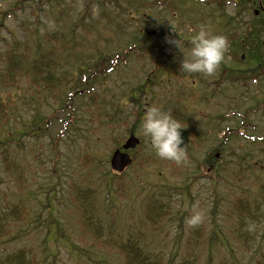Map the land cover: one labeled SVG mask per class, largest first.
<instances>
[{"label":"rangeland","instance_id":"rangeland-1","mask_svg":"<svg viewBox=\"0 0 264 264\" xmlns=\"http://www.w3.org/2000/svg\"><path fill=\"white\" fill-rule=\"evenodd\" d=\"M102 1L106 2L0 0V18L4 19L0 59L5 49L22 51L29 60L55 51L59 73L68 81L56 99L47 100L29 89L24 78L1 83L0 96L11 114L9 134L0 135V152L8 148L18 168L6 172L0 154V212L17 205L23 207L24 214L0 239V255L25 248L34 264H122L116 253L98 248L82 231L69 195L70 185L77 184L94 190L95 216L103 227L97 243L106 240L110 232L122 238L132 234L154 258L161 259V264L192 258L197 264H254L264 250V190L259 191L264 185V109L245 111L264 99V75L254 83L227 81L217 90L213 74H184L172 61L167 69L161 67L166 60L163 51L121 57L135 43L152 45L160 39L145 36L147 31L191 39L194 26L214 24V18L218 19L221 12L214 1L207 7L197 0H161L159 6L153 4L156 0H147L138 8L136 0H117L119 9ZM233 3L225 5L223 20L209 27L213 33L227 34L226 18L233 15ZM60 17L61 21L56 20ZM116 23L127 26L119 35H111ZM229 28L233 32L235 24ZM55 29L63 36L49 39L47 35ZM262 35L259 39H264ZM174 49L181 62L183 54ZM243 61L246 63H234L227 57L226 64L241 70L250 68L251 60L244 57ZM154 79V92L142 96V107L137 109L130 89ZM90 84L104 98L107 113H116L118 123L142 119L148 106L162 107L183 85L193 87L196 99L209 97L195 102L187 96L191 93L187 89L179 105L205 133L200 152H192L193 156L201 161L210 149L221 146L228 163L226 174L209 177L199 173L189 159L176 162L160 158L136 128L134 135L140 144L129 151L130 156H136V163L122 179L114 176L110 154L130 132L123 125L113 132H91L98 127L94 121L100 113L92 106L90 111L82 109L90 104ZM86 87L87 93L76 92ZM119 108L128 117L120 118ZM139 111L142 115H137ZM242 114L247 119L244 126L240 123ZM101 120L107 121L105 117ZM118 137L120 142L116 143ZM209 167L206 163L203 168ZM160 197L170 200L171 212L152 228L146 221V207ZM238 198L248 202L256 219L240 221L235 208ZM194 205L203 210L204 219L190 226L186 218Z\"/></svg>","mask_w":264,"mask_h":264},{"label":"trees","instance_id":"trees-1","mask_svg":"<svg viewBox=\"0 0 264 264\" xmlns=\"http://www.w3.org/2000/svg\"><path fill=\"white\" fill-rule=\"evenodd\" d=\"M221 3H223V1L217 2V10L221 12L218 16L219 20H215L214 24L202 22L203 24L211 27L212 25H216L217 22L223 20L224 8L223 4ZM138 12L139 10H137V13ZM3 20V18H0V26ZM56 20L61 21L62 18L60 17ZM227 23L228 32L225 36L228 38L229 47L220 66L213 73L215 79L217 78V90L218 86L227 81H229L230 83L245 84L247 83V81H257V78L259 76L264 75V39H259L262 32L264 35V14H261L260 19H256V17H254L251 22L246 24L244 22L234 23L231 16H228L226 18V24ZM229 24H235V30L233 32L230 31ZM126 26L127 24L125 23L113 24L110 34L119 35ZM197 29L198 27L194 26L192 35ZM160 33L156 34L155 37H158L160 39H157L154 44L147 45L144 41L135 43L126 52L124 51L121 57H124L125 53H127L131 56L132 54H136L135 56L138 58L140 54H142L141 56H145V54L160 50L163 51L166 58V60L161 64V67L166 66L165 69H167L170 61H172L174 66L181 71V62H179V59L176 56V50L174 49V47L176 46L168 43V39L178 38L176 36L174 38L168 37L166 34L162 33V31ZM57 35L63 36L60 30L55 29V31L51 32L47 36L49 37V39H54ZM107 35L109 36V34ZM180 40L182 41L183 45L181 49L183 53L180 51V49H178L177 47L176 48L181 54H185V56H187L188 50L191 47V39L187 38ZM240 54L246 57V59L251 60L250 64L252 65L250 66V68L241 70L236 69L235 67H231L229 64H226L227 57H229L234 63H246V61H243V59H241ZM51 55H53V57ZM85 66L88 67L89 65L86 64ZM59 72L60 63L56 59L55 51L41 54V56H34L33 59L29 60L27 55H25L22 51H17L16 49H5L0 59V88L2 82L16 83L18 79L24 78L29 82V89H32L35 92L42 93L43 97L46 100L50 99V97L56 99V94L61 91L65 85H68L67 78L63 75H60ZM181 72L183 73V71ZM154 84H157L155 79L151 81L150 84L149 80H146L144 84H138L136 85V87L130 89V99L133 102V105L138 107L137 109H140L142 107L140 102L142 96L146 95L148 92H154L152 90V86ZM89 86L90 88H92V95H90V91L88 93L86 92L87 87L84 88L83 91L82 89H80L76 92H86L90 99V104L86 105V107L82 109H85V111H90L92 110L90 106H92L96 108L100 113L95 114L96 118L94 124H98V127L92 128L91 132L94 133L98 130H108L109 132H113V129L118 125H123L126 132H135L136 128L140 129L139 126L142 119L139 118V120L130 123L132 124L131 128L130 124L127 123L128 120H124L123 123H118L119 119L116 116V113H107L109 108L106 110V102L104 98H102L99 92L96 91L95 93L92 84H90ZM187 89L191 91V93L187 96L195 102L202 103L203 101H207L209 98L203 96L204 98L201 97L196 99V96L192 92L193 87L183 85L176 91L175 95H172L169 98V100H164L161 108L163 110L170 111L173 117L181 122L183 128H186L189 131L190 145L187 151L186 159H189L190 163H192L193 166L196 167L199 173H202L209 177L217 175V178H220L222 175H225L226 171L228 170V163L224 159V149L221 146L217 145V147H215L214 149H210L206 153V158L201 161H199V159L194 157L192 154V152L194 151L198 152L199 150H201L203 145L202 142L205 139V133L204 130L199 127V125L190 116L186 115V108L182 105H179L181 104L182 98L186 96L185 91ZM112 106L113 105H110V109L112 108ZM258 109H264V99H261L255 104L249 105L245 113H254ZM136 110L134 109L133 112H135ZM117 112L119 113L120 118L125 119L126 117H128V115H123V111H121L120 108ZM10 114L11 109L8 106V103H5V101H3L2 97L0 96V135L4 132L9 134V132L7 131V127L9 126ZM137 115H142L141 111H139ZM244 116L242 114L241 117L243 118V120L240 121L241 125L243 126L246 124L245 122L247 120L245 118L246 116ZM102 117H105L107 121L103 122L101 120ZM233 131L234 130H228V132ZM119 137L116 143L120 142ZM214 153H218V156L216 157ZM0 154L6 172L16 171L18 168L17 160L15 156H13L9 152L8 148L2 149ZM206 163H209L211 167L213 166L212 169L211 167L210 170L204 169L203 167ZM123 175V173L119 175L114 174V176L121 179ZM261 190H264V185L259 186V191ZM69 195L71 196L73 206L78 215L77 222L81 226L82 231L93 238L94 243L98 248H102L104 250L106 249L107 251H113L114 253H116L120 258L122 264H161V259L154 258L151 253L146 251L144 246L140 245L139 240L132 234H130L126 238H122L118 234L113 237L114 234L110 232L106 240H101L100 243H97V240L102 239V225L95 216L96 205L94 190L82 185L73 184L70 185ZM252 206L254 207L258 205ZM235 208L238 211V218L242 223L247 220L246 218L253 219L255 216V212L250 210L248 202L242 198H238L236 200ZM146 210V221L151 224L152 228H156L166 219L168 214L171 212L170 200H164L160 197V199L149 203L146 207ZM23 214V207H19L17 205H13L10 209L0 212V239L8 234L12 223H15L23 218ZM197 233L199 236L200 231H198ZM245 233L240 234L239 236H242ZM0 264H34V260L25 248H20L15 252L0 255ZM178 264H197V262L195 258H192L181 260L180 262H178ZM218 264L229 263L226 261H220L218 262ZM254 264H264V250L255 257Z\"/></svg>","mask_w":264,"mask_h":264},{"label":"clouds","instance_id":"clouds-1","mask_svg":"<svg viewBox=\"0 0 264 264\" xmlns=\"http://www.w3.org/2000/svg\"><path fill=\"white\" fill-rule=\"evenodd\" d=\"M168 43L175 45L180 51L183 46L180 38L168 39ZM190 44L187 56L183 54L181 61V71L187 74H213L223 61L229 47L228 38L223 34L213 33L206 24L198 26L191 36ZM139 127L157 156L176 162L186 159V146L179 131L183 125L170 111L163 110L157 105L148 106ZM203 219V210L194 205L186 222L190 226H195ZM251 227L249 225V228Z\"/></svg>","mask_w":264,"mask_h":264},{"label":"water","instance_id":"water-1","mask_svg":"<svg viewBox=\"0 0 264 264\" xmlns=\"http://www.w3.org/2000/svg\"><path fill=\"white\" fill-rule=\"evenodd\" d=\"M179 131L181 132L183 143L187 148L188 146L187 132L183 130L182 128ZM137 144H138V139L135 138L133 135H130L128 139L125 141V143L123 144L122 148L124 150H127L129 148H134ZM130 162H131L130 157L126 153L121 152L119 150H115L112 153L111 158H110L111 168L118 172H122L124 168L130 164Z\"/></svg>","mask_w":264,"mask_h":264},{"label":"flooded vegetation","instance_id":"flooded-vegetation-1","mask_svg":"<svg viewBox=\"0 0 264 264\" xmlns=\"http://www.w3.org/2000/svg\"><path fill=\"white\" fill-rule=\"evenodd\" d=\"M235 1H237V0H235ZM246 3L248 5V7H252V8L255 5L254 6V11L255 12L258 11L256 15H258L260 12H263L264 11V5H262V4L260 5L258 3V0H256V1L255 0H246ZM261 3H262V1H261Z\"/></svg>","mask_w":264,"mask_h":264}]
</instances>
